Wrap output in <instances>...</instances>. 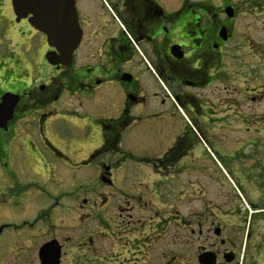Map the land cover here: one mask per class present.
Segmentation results:
<instances>
[{
  "label": "flooded vegetation",
  "instance_id": "af4514ba",
  "mask_svg": "<svg viewBox=\"0 0 264 264\" xmlns=\"http://www.w3.org/2000/svg\"><path fill=\"white\" fill-rule=\"evenodd\" d=\"M56 3L79 37L61 61L0 0V212L30 215L0 236L29 264H264V91L243 87L264 0ZM228 134L256 156L205 157Z\"/></svg>",
  "mask_w": 264,
  "mask_h": 264
},
{
  "label": "rangeland",
  "instance_id": "374dc122",
  "mask_svg": "<svg viewBox=\"0 0 264 264\" xmlns=\"http://www.w3.org/2000/svg\"><path fill=\"white\" fill-rule=\"evenodd\" d=\"M7 9V8H6ZM8 14H10L9 7L6 10ZM6 24V22L4 23ZM5 37L4 39V45H7ZM244 50H246V47L248 49L247 45H252V47H249L250 50L257 49L258 43L260 45L261 54L264 55V37L262 36H255L252 38H244ZM260 63H256V65L250 60L245 59V68H244V88H254L259 89L262 88L264 91V56L259 59ZM214 87V86H213ZM248 114H244V125H251L252 121L257 122L255 118L248 117ZM213 119V116L212 118ZM239 117L237 118H228L225 122L227 125H238L237 121H239ZM213 123V122H212ZM258 125H264V120L257 123ZM214 125V123H213ZM254 125V124H253ZM248 135H243V139H246ZM226 141H223L224 146V153L220 155L219 152H217V149L213 145H207L204 144V147H208V150L212 152V155L205 154V157H214L213 159L216 160L218 163L221 162V160H231V163H244L242 159H248L256 156V150L251 148V146H246L242 143L239 144V135L235 134H228ZM261 138L264 137V134L260 136ZM245 141V140H243ZM240 146H243L241 149ZM260 152H263L260 150ZM52 158L56 159V156L54 153H52ZM239 158V159H238ZM221 164V163H219ZM264 179V176H263ZM83 185L89 184L92 182L91 178H87L84 176L83 179ZM22 216H30L26 213L21 212H12L11 214H5L4 212H0V223H6L8 220L13 221V223H18L19 218ZM7 220V221H4ZM13 232V231H12ZM33 239L36 244H39L47 239V236H43L39 234L38 229L36 228L35 231H33ZM19 238L18 232L12 233H5L0 236V264H29V261L27 259V256L30 253V248L28 245H23L20 247H15L13 243L17 242Z\"/></svg>",
  "mask_w": 264,
  "mask_h": 264
},
{
  "label": "water",
  "instance_id": "95a60500",
  "mask_svg": "<svg viewBox=\"0 0 264 264\" xmlns=\"http://www.w3.org/2000/svg\"><path fill=\"white\" fill-rule=\"evenodd\" d=\"M56 2L57 0H12V7L17 18L31 15L29 22L46 36L50 46L60 51L61 61L62 58L70 57L79 37L74 8Z\"/></svg>",
  "mask_w": 264,
  "mask_h": 264
}]
</instances>
